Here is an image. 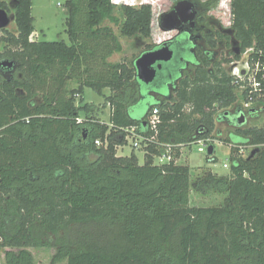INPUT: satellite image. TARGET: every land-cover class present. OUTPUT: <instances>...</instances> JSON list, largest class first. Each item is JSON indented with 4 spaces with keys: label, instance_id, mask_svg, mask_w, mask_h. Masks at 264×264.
Wrapping results in <instances>:
<instances>
[{
    "label": "trees",
    "instance_id": "obj_1",
    "mask_svg": "<svg viewBox=\"0 0 264 264\" xmlns=\"http://www.w3.org/2000/svg\"><path fill=\"white\" fill-rule=\"evenodd\" d=\"M32 6V0H18L17 32L5 29L0 37L4 263L39 264L35 248L54 249L49 264H264V125L244 127L228 110L239 97L222 62L237 56L212 62L198 53L193 72L179 80L174 100L154 102V84L138 80L135 64L109 60L123 44L113 27L104 25L108 20L120 26L127 37H151V4H122L121 20L113 0H67L71 44L31 40ZM0 8L9 9L2 0ZM230 10L241 50L253 47L254 56L264 61V0H231ZM219 34L231 46V36ZM209 43L217 46L216 39ZM3 59L12 66L3 65ZM14 62L17 73L5 76ZM134 82L142 98L132 104L122 90ZM87 87L112 91L104 104L111 108L108 123L93 121L98 108L84 102ZM140 102L147 106L145 115L132 117L130 108ZM156 107L162 119L158 142L144 147V163L134 149L117 155L127 143L124 129L138 126L146 132L144 122ZM81 112L88 119L79 124ZM217 118L236 125L224 140L235 144L231 173L209 171L195 186L227 196L222 205H191V167L176 160L183 146L213 137ZM162 143L171 145L172 159L157 164ZM241 144L259 150L252 158L241 157Z\"/></svg>",
    "mask_w": 264,
    "mask_h": 264
},
{
    "label": "rangeland",
    "instance_id": "obj_2",
    "mask_svg": "<svg viewBox=\"0 0 264 264\" xmlns=\"http://www.w3.org/2000/svg\"><path fill=\"white\" fill-rule=\"evenodd\" d=\"M8 5V10H6L10 22L4 28L0 29V37L5 33V29L9 32H17V27L15 23V6L18 0H2ZM67 0H32V15L34 17L35 32L31 35L33 40H64L66 43L71 44L69 34L67 32V17L68 9L66 7ZM116 4L115 13L120 16L121 20L123 17L121 15V5L128 4L133 6H140L143 3H149L153 6L154 18L152 23V35L151 37H144L138 34L133 37H127L121 34L120 26L111 23L106 20L104 25H110L113 27L115 33L120 38L123 44V50L118 53H114L109 60L112 62L127 61L129 64H134L135 60L148 49V45L158 46L159 44L165 42L168 39L175 37L184 28H192L190 25H182L180 28H175L172 30H166L161 27V16L170 11L173 5H176L180 0H114ZM195 4L196 16L194 20L195 29L192 30V36L194 38L196 49L202 48L204 51L211 53L210 60L222 61L224 57H230L231 46L237 43L232 29V15L230 10L229 2L230 0H189ZM227 1V2H226ZM199 17H202L201 21H205L204 24L199 23ZM215 31H220L224 34L231 36L230 45L226 44L225 39L218 41L216 48H211L204 42V33L209 32L213 34ZM4 43H0V50H3ZM8 59H3L2 61H7ZM225 69L229 70V64L222 62ZM17 64L14 62L13 67L4 73L5 76L15 75ZM212 68V67H210ZM194 70L193 65H189L186 69V73H192ZM185 73V74H186ZM75 83H71V86H75ZM178 85L175 83L170 86L169 89L166 86L161 88L162 93L156 94L152 92L150 94L155 97L152 98L154 102L157 100L159 103L165 101H172L175 98V93ZM155 89V85L151 87ZM141 87L138 82L132 83L128 88L122 90V96L131 100L133 104V99L137 100L141 97ZM111 93L109 88H104L102 93H99L92 88H85L84 91V102H88L97 106V111L92 117L93 121H104L109 122L110 120V107L107 105L105 108V96ZM238 101L229 107L230 112L235 110H240L245 113L246 121L244 122V127L250 126H262L264 125V100L259 102H253L252 107L246 108V100L243 95L237 91ZM136 103V102H134ZM150 106V105H149ZM147 111V106L142 102L132 106L130 108V113L132 117L141 118L145 115ZM223 110H219V113ZM82 118H87L85 112H81ZM217 116V115H216ZM88 119V118H87ZM236 129V125L230 123L227 119L219 120L217 118L215 131L213 137L207 141V146L204 151H199V146L201 142H192L182 147L181 156L176 160L179 164H187L191 167V177H192V190H191V205L196 206H218L224 203L227 194H222L215 192L214 190L209 191H199L195 186V181L197 178L204 177L209 171L217 174L218 176H227L231 173L230 168V157L231 148L234 147L233 143H227L224 141L229 137L231 131ZM215 137V138H214ZM214 145L215 152L210 156L207 152L209 145ZM256 145L251 144H241L239 148L244 149L249 152L255 149ZM134 149L135 154L139 159V163L142 164L145 161V151L142 148L133 147L132 139L127 138V143L121 145L117 149V155L125 156L131 154ZM216 158L213 161V158ZM159 162L156 159V163ZM35 255L36 261L39 264H49L54 253V249H35L31 248ZM4 252L0 250V264L4 263ZM59 264H66L61 262Z\"/></svg>",
    "mask_w": 264,
    "mask_h": 264
},
{
    "label": "built area",
    "instance_id": "obj_3",
    "mask_svg": "<svg viewBox=\"0 0 264 264\" xmlns=\"http://www.w3.org/2000/svg\"><path fill=\"white\" fill-rule=\"evenodd\" d=\"M31 40L33 39L31 38ZM234 47H232V55L237 56V58H234L228 63L229 72L232 76V83L236 86L237 91H239L242 95H245V107L249 108L252 107L253 102H259L261 101L260 99L264 97V94L262 93L264 89V61L261 58L254 56L253 53L255 52V49L253 47H249L242 51L240 46L236 45L239 50L238 53L234 51ZM85 120L87 119L82 118L81 116L77 117V123L79 124L85 122ZM161 122V114L159 108L156 107L145 120V126L147 128L146 132L140 131L138 126L127 127L124 129L127 133L126 138L132 139L133 147L144 149V147L158 142ZM208 140H210V138L200 139L197 141L201 142L199 151L205 150ZM95 143L98 146H101L103 141L101 139H97L95 140ZM162 146L164 149L155 157V163L156 159L159 160L157 164H163L172 159L171 145L162 143ZM250 153L251 151L247 152L242 148L239 150V155L241 157H248Z\"/></svg>",
    "mask_w": 264,
    "mask_h": 264
},
{
    "label": "water",
    "instance_id": "obj_4",
    "mask_svg": "<svg viewBox=\"0 0 264 264\" xmlns=\"http://www.w3.org/2000/svg\"><path fill=\"white\" fill-rule=\"evenodd\" d=\"M193 4L188 0H181L175 6L172 11H169L161 16V27L166 30H172L178 28L181 24V19L184 21L194 18V12H192ZM181 17V19H180ZM186 17H189L186 19ZM10 22V18L5 9L0 8V29L4 28ZM158 48H153L143 52L134 62L136 67V77L139 81L145 84H152L156 80L159 71L162 69L164 63L171 61L174 57V50L165 42L159 44ZM238 43L233 45L234 51L238 53L236 47ZM3 65L12 66V62L4 61ZM238 124H244L246 121L245 113L241 112L238 118ZM145 125V122H144ZM258 148L251 151L248 158L255 156ZM214 145H209L208 154L212 156L214 154Z\"/></svg>",
    "mask_w": 264,
    "mask_h": 264
},
{
    "label": "flooded vegetation",
    "instance_id": "obj_5",
    "mask_svg": "<svg viewBox=\"0 0 264 264\" xmlns=\"http://www.w3.org/2000/svg\"><path fill=\"white\" fill-rule=\"evenodd\" d=\"M191 3L193 4L192 12H194V18L187 19L189 17H186L187 20L184 21L180 17L182 21L178 28L182 27V25H190L192 28H189V29L184 28L175 37L165 41V43L174 50V57L171 61L164 63L162 69L158 73L156 80L153 83L155 85V91L151 90L150 91L151 93L155 92L156 94H163L159 91V89L163 88V86H166L169 89V87L174 85L175 83L178 84L179 80L186 73L185 71L187 67L189 65L195 66V64L197 63L198 53H205L207 56H209V59H210V55H211L210 52L208 51L206 52L202 50V48L196 49L197 44L195 45L194 38L192 36V30L195 29L196 27L193 23L195 20V16H196V10H195V4L193 2ZM175 6L176 5H173L170 11H172L175 8ZM201 18L202 17H199L198 19L199 23L204 24L205 21H201L202 20ZM219 33H222V32L215 31L213 34H209V32L204 33V37H205L204 42L210 46L209 42L211 40L216 39V43L218 45V41L221 40V38L219 37L220 35ZM216 47H211V48H216ZM231 52H232V48H231ZM152 96L155 97L154 95ZM241 112L242 111L237 109L234 112H230V113L240 115Z\"/></svg>",
    "mask_w": 264,
    "mask_h": 264
},
{
    "label": "crops",
    "instance_id": "obj_6",
    "mask_svg": "<svg viewBox=\"0 0 264 264\" xmlns=\"http://www.w3.org/2000/svg\"><path fill=\"white\" fill-rule=\"evenodd\" d=\"M34 32H35V31H34ZM35 33H36V32H35ZM110 91H111V90H110ZM111 93H112V91H111ZM111 93H110V94H111ZM110 94H109V95H110ZM107 105H109V104H107ZM107 105H103V107L105 108ZM109 107H110V105H109ZM110 111H111V108H110Z\"/></svg>",
    "mask_w": 264,
    "mask_h": 264
},
{
    "label": "clouds",
    "instance_id": "obj_7",
    "mask_svg": "<svg viewBox=\"0 0 264 264\" xmlns=\"http://www.w3.org/2000/svg\"><path fill=\"white\" fill-rule=\"evenodd\" d=\"M114 1V0H113Z\"/></svg>",
    "mask_w": 264,
    "mask_h": 264
}]
</instances>
